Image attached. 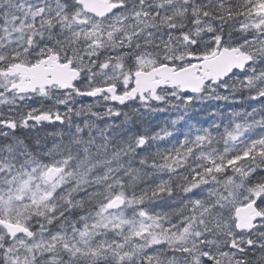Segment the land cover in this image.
Here are the masks:
<instances>
[{"label":"snow or ice","instance_id":"snow-or-ice-1","mask_svg":"<svg viewBox=\"0 0 264 264\" xmlns=\"http://www.w3.org/2000/svg\"><path fill=\"white\" fill-rule=\"evenodd\" d=\"M0 264H264V0H0Z\"/></svg>","mask_w":264,"mask_h":264}]
</instances>
